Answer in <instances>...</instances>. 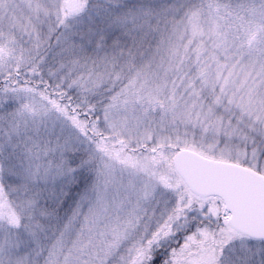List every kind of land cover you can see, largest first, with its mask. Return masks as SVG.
I'll list each match as a JSON object with an SVG mask.
<instances>
[{"label":"snow or ice","instance_id":"1","mask_svg":"<svg viewBox=\"0 0 264 264\" xmlns=\"http://www.w3.org/2000/svg\"><path fill=\"white\" fill-rule=\"evenodd\" d=\"M0 264H264V0H0Z\"/></svg>","mask_w":264,"mask_h":264}]
</instances>
